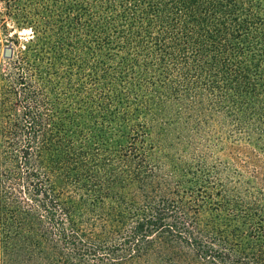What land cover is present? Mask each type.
I'll use <instances>...</instances> for the list:
<instances>
[{"label":"trees","instance_id":"obj_1","mask_svg":"<svg viewBox=\"0 0 264 264\" xmlns=\"http://www.w3.org/2000/svg\"><path fill=\"white\" fill-rule=\"evenodd\" d=\"M54 1L56 35L80 62H95L92 74L105 80L100 99L142 112L131 147L149 172L131 176L135 200L114 238L66 227L72 207L46 189L45 146L37 145L47 126L30 106L43 101L32 46L51 42L29 21L24 48L5 57L23 87L13 94L21 117L32 121L12 124L0 91V264H264L261 183L227 165L225 172H157L162 166L136 150L141 141L152 151H179L182 139L189 145L202 129L211 135L230 122L245 147L264 155V0ZM1 7L0 21L13 17L11 0ZM167 116L178 126L162 139L157 123ZM67 245L79 252L75 260Z\"/></svg>","mask_w":264,"mask_h":264},{"label":"rangeland","instance_id":"obj_2","mask_svg":"<svg viewBox=\"0 0 264 264\" xmlns=\"http://www.w3.org/2000/svg\"><path fill=\"white\" fill-rule=\"evenodd\" d=\"M54 2L11 0L13 17L0 21V91L2 88L8 95L2 107L12 124L32 121L27 119L26 122L21 117L22 104L17 103L13 94L22 92L19 87L22 85L17 84L5 56L24 48L32 33L28 22L36 20L42 38L51 42L43 44L45 39H42L32 46L38 58L34 63L39 67L34 72L37 75L33 76V85L40 88L43 101H38V97L37 107L32 102L30 106L37 116H42V124L47 126L37 145L44 142L45 146L41 153L47 168V172H43L44 184L59 202L72 207L71 213L64 217L69 230L76 229L75 225L80 229L87 227L86 232L93 234L94 238H104L114 230H121L123 217L131 210L135 199L130 192L136 189L131 176L135 172H149L141 154L133 156L131 147L134 142L132 122H141L142 112L134 115L132 106L129 108L124 103L114 102V98L111 105L100 99L98 90L102 89L105 80L92 74L96 70L94 61L80 62L75 52L67 49V44L62 46V37L59 39L56 35L61 30L60 24L56 25L50 17L55 11ZM0 9L3 12L4 7ZM89 74L95 78L91 79ZM107 92L111 94V91ZM170 112L175 113L172 108L168 114ZM224 116L218 115L217 118L225 120ZM226 123L225 128H216L211 135L202 129L189 145L185 138L182 139L179 151L175 147L162 148L164 152L157 147L152 151L148 142L141 141L136 150L148 153L151 164L162 166L157 172H225L227 165L230 168L227 172H239L248 182L258 186L261 183L264 187V155L255 149L251 152V146L245 147L247 143L233 131L237 126ZM157 124L162 139L173 126H178L177 120L168 116L158 120ZM212 124L214 122L206 124L205 128ZM36 149L38 147L35 152ZM167 150L171 153L167 154ZM112 237L114 233L106 239ZM55 238L59 246V237ZM64 252L74 260L79 253L70 245L65 246ZM75 262L86 264L80 258Z\"/></svg>","mask_w":264,"mask_h":264}]
</instances>
